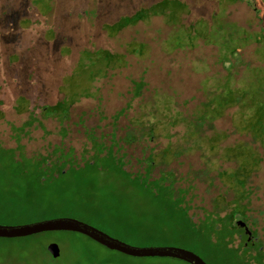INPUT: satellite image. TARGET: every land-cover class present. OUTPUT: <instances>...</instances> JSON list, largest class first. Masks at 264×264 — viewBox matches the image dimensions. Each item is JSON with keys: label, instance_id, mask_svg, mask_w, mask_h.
<instances>
[{"label": "rangeland", "instance_id": "rangeland-1", "mask_svg": "<svg viewBox=\"0 0 264 264\" xmlns=\"http://www.w3.org/2000/svg\"><path fill=\"white\" fill-rule=\"evenodd\" d=\"M0 203L44 206L2 226L75 219L208 264L184 220L258 223L264 247V0H0ZM0 264L186 263L54 232L0 239Z\"/></svg>", "mask_w": 264, "mask_h": 264}, {"label": "water", "instance_id": "water-1", "mask_svg": "<svg viewBox=\"0 0 264 264\" xmlns=\"http://www.w3.org/2000/svg\"><path fill=\"white\" fill-rule=\"evenodd\" d=\"M69 232L87 237L93 242L107 248L110 251L120 253L127 257L138 259L166 258L184 262L186 264H206L199 256L191 251L175 248H138L129 246L116 240L96 228L69 218H58L41 221L21 226L0 225V239H20L43 233ZM48 252L58 257L59 250L55 245L48 247Z\"/></svg>", "mask_w": 264, "mask_h": 264}, {"label": "trees", "instance_id": "trees-1", "mask_svg": "<svg viewBox=\"0 0 264 264\" xmlns=\"http://www.w3.org/2000/svg\"><path fill=\"white\" fill-rule=\"evenodd\" d=\"M139 5V3H138ZM137 5V6H138ZM136 6V7H137ZM108 13L110 15H112L111 10L108 11ZM127 16V15H125ZM118 20V18H117ZM117 20H115L114 22L110 23V24H106L103 28V31L107 34L106 30V26H109L113 23H115ZM235 37V36H234ZM236 54V53H234ZM226 77V78H225ZM233 80V89L237 92V88H241V86L238 85L239 80L237 79V77L235 76L234 72L231 73H226V75L219 79L220 83H224L226 82L225 80ZM252 85V83H248L246 82V87ZM205 103L209 104L210 102H207L204 100ZM241 106V105H239ZM238 106V107H239ZM213 109V107L211 108ZM201 135L202 133H199L196 135V138L199 141H206V144H210L211 143V138L210 139H206V140H201ZM135 143V142H134ZM133 144V142L131 143ZM128 147H130L128 145ZM106 149H102V151L98 154V157H100V155L105 152ZM109 154V153H108ZM152 156L146 158V161L148 162L147 164L150 166H153L154 160L150 159ZM109 158H112V155L109 154ZM164 158L161 159V161H159L157 164L163 163L162 160H164ZM58 167H60V174H65V167L66 164L60 162L57 163ZM47 164H44L43 167H47ZM94 167V165H93ZM228 177V175H226ZM174 181H172L171 185L165 184L166 186L163 188H168L170 189V187L172 188L173 183L177 182V179L175 177H171ZM173 192V190H172ZM183 192V191H182ZM173 196V193H172ZM171 205V204H170ZM228 206V205H226ZM221 219L219 218H215V220L210 222L209 226H206V228H201L203 230H206L205 233L207 234V238L206 239H202L200 238L199 235V231L194 228V224L192 223V221H188V223L184 220L182 223V226L184 227V234H183V239L188 243V244H193L194 243H199L201 246H203L206 250L209 251V253L212 254V257L214 259V261L216 262V264H264V252L263 250H261V247L255 246V249L251 248V250H248L247 247H245V245L243 243L239 244L238 247L234 246V239L236 238V236H238L237 234V227L233 226V225H229L228 223L225 224L223 223V221H220ZM185 223V224H184ZM192 227L194 228V231L192 230ZM215 241V242H214ZM253 247V246H251ZM254 251V252H251ZM193 252V251H191ZM194 254H196L197 256H199L206 264H208L199 254H197L196 252H193Z\"/></svg>", "mask_w": 264, "mask_h": 264}, {"label": "flooded vegetation", "instance_id": "flooded-vegetation-1", "mask_svg": "<svg viewBox=\"0 0 264 264\" xmlns=\"http://www.w3.org/2000/svg\"><path fill=\"white\" fill-rule=\"evenodd\" d=\"M128 15H130V14H128ZM225 75H226V72L221 76V78H223ZM221 78H219V79H221ZM219 79L217 81H219ZM214 80H216V79H214ZM241 121H242L241 117L239 118V120L238 119L236 120L237 123L241 122ZM225 147L226 146L222 147V144H220V149H223ZM206 163H208V162H206ZM231 167H235V165H231ZM253 178H255V177H253ZM229 180H231L230 175L228 174V177L225 175L223 181L225 183H229ZM215 181H218L217 182L218 184L220 183L219 179H215ZM186 189L187 188H184L183 190H186ZM217 206L218 207H225V205H222L221 203H218ZM0 207H44V206L43 205H38V204H4V203H0ZM0 218H1V211H0ZM217 218L221 219L219 216ZM236 218H238V219L234 221V219H236ZM225 219H224V222H226ZM234 219H233L234 222L232 221L233 223L231 222V223H228V224L229 225L231 224V225L237 227L238 236H236V238L239 239V244H241V242L243 241V244L245 245V247L248 248V250H251V248L255 249V246H257L258 242L261 241L260 238H259V235H260V233H262L261 229L259 228L258 223L245 222V221H243V219H240L239 217H235ZM220 221H222V219ZM51 245H55V243L48 244L47 251H48V247L51 246ZM238 246H235V247H238ZM251 246H253V247H251ZM263 249H264V247L262 246L261 250H263ZM251 252H254V251H251ZM59 256H60V252L58 254V257L54 258L52 256V258L57 259V258H59Z\"/></svg>", "mask_w": 264, "mask_h": 264}]
</instances>
